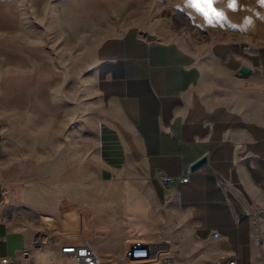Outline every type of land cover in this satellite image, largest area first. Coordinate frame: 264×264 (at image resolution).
I'll list each match as a JSON object with an SVG mask.
<instances>
[{
  "label": "crops",
  "instance_id": "crops-1",
  "mask_svg": "<svg viewBox=\"0 0 264 264\" xmlns=\"http://www.w3.org/2000/svg\"><path fill=\"white\" fill-rule=\"evenodd\" d=\"M95 59L101 178L114 180L128 170L145 173L163 211L153 214L157 224L149 230L162 234L169 249L188 228L196 244H204L190 248L200 252V264H228L234 252L236 264H256L254 214L264 216V46L219 42L203 56L130 28L104 38ZM242 66L251 73H242ZM1 115L0 109V147ZM204 156L206 165L192 171ZM5 168L0 156V264L4 258L9 264H75L50 243L59 237L90 241L82 228L85 216L63 210L65 229L74 233L75 222L81 228L75 238L54 232L57 215H48L51 209L29 187L12 183ZM163 174L172 180L164 181ZM83 207L92 211L87 203ZM130 238L120 244L126 248ZM93 243L113 254L112 242Z\"/></svg>",
  "mask_w": 264,
  "mask_h": 264
},
{
  "label": "rangeland",
  "instance_id": "rangeland-1",
  "mask_svg": "<svg viewBox=\"0 0 264 264\" xmlns=\"http://www.w3.org/2000/svg\"><path fill=\"white\" fill-rule=\"evenodd\" d=\"M237 5L235 11L221 5L226 20L211 26L184 0H0L1 162L12 183L29 187L51 209L48 215H57L54 232L75 238L81 225L75 222L71 233L62 215L76 210L85 216L82 228L92 244L112 242L110 250L122 261L120 242L155 235L149 230L157 224L153 214L163 213L143 171L101 178L96 137L101 98L94 79L99 43L136 28L147 38L175 41L203 56L219 42L264 46V6L257 0ZM104 223L111 228L101 230ZM184 231L179 243L170 244V264H200V252L190 248L204 244ZM253 244L256 264H264V216L258 213Z\"/></svg>",
  "mask_w": 264,
  "mask_h": 264
},
{
  "label": "built area",
  "instance_id": "built-area-1",
  "mask_svg": "<svg viewBox=\"0 0 264 264\" xmlns=\"http://www.w3.org/2000/svg\"><path fill=\"white\" fill-rule=\"evenodd\" d=\"M206 165V164H205ZM204 165V166H205ZM203 166V167H204ZM164 181L170 182L172 178L167 174L162 175ZM183 181L189 180V175L186 174L182 178ZM50 244L59 246L60 252L74 259L75 264H170V250L168 242L160 235H150L149 237H133L127 240V246L124 250V259L119 261L111 253H102L98 251L90 241L84 236H79L78 239H62L58 238ZM38 248L46 250L41 244ZM238 259L234 255L228 260V264H236ZM3 264H9V258L2 260Z\"/></svg>",
  "mask_w": 264,
  "mask_h": 264
},
{
  "label": "snow or ice",
  "instance_id": "snow-or-ice-1",
  "mask_svg": "<svg viewBox=\"0 0 264 264\" xmlns=\"http://www.w3.org/2000/svg\"><path fill=\"white\" fill-rule=\"evenodd\" d=\"M184 2L211 26H220L226 20V14L221 5L226 4L227 9L233 11L238 8L237 0H184ZM257 2L264 6V0H257ZM261 18L264 19V17Z\"/></svg>",
  "mask_w": 264,
  "mask_h": 264
},
{
  "label": "water",
  "instance_id": "water-1",
  "mask_svg": "<svg viewBox=\"0 0 264 264\" xmlns=\"http://www.w3.org/2000/svg\"><path fill=\"white\" fill-rule=\"evenodd\" d=\"M240 71L246 75L250 74L251 73V69L247 66H242L240 68ZM207 163V158L206 156L200 158L199 160H197L194 164H192L191 166V170L194 171V170H197L201 167H203L205 164Z\"/></svg>",
  "mask_w": 264,
  "mask_h": 264
}]
</instances>
